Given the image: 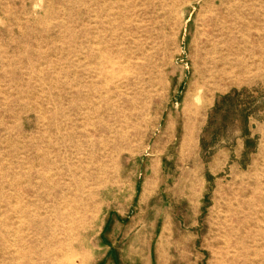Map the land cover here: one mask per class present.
Instances as JSON below:
<instances>
[{"label": "rangeland", "instance_id": "rangeland-1", "mask_svg": "<svg viewBox=\"0 0 264 264\" xmlns=\"http://www.w3.org/2000/svg\"><path fill=\"white\" fill-rule=\"evenodd\" d=\"M0 264H264V0H0Z\"/></svg>", "mask_w": 264, "mask_h": 264}, {"label": "bare ground", "instance_id": "bare-ground-1", "mask_svg": "<svg viewBox=\"0 0 264 264\" xmlns=\"http://www.w3.org/2000/svg\"><path fill=\"white\" fill-rule=\"evenodd\" d=\"M216 65H218V64L216 63Z\"/></svg>", "mask_w": 264, "mask_h": 264}]
</instances>
